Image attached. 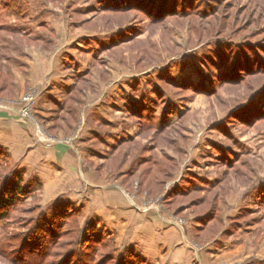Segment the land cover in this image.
Segmentation results:
<instances>
[{"label":"rangeland","instance_id":"374dc122","mask_svg":"<svg viewBox=\"0 0 264 264\" xmlns=\"http://www.w3.org/2000/svg\"><path fill=\"white\" fill-rule=\"evenodd\" d=\"M183 1L0 0V264H264V0Z\"/></svg>","mask_w":264,"mask_h":264},{"label":"trees","instance_id":"16d2710c","mask_svg":"<svg viewBox=\"0 0 264 264\" xmlns=\"http://www.w3.org/2000/svg\"><path fill=\"white\" fill-rule=\"evenodd\" d=\"M100 4L102 8L103 7L112 8L113 10L126 9L125 7L133 8L134 6L142 5L143 6L142 8L148 11V14H153L157 12L158 14L160 13V15L166 12L176 13L177 9L179 8L178 7L179 2H175V4H173L172 6L173 8L167 10L169 4L168 3L165 4L163 0H100ZM171 14L173 13H170L163 17H169V15ZM3 153L4 152L0 150V159L2 155L4 156ZM20 193L21 192L18 189H16L14 186H9L8 188L4 189L3 192L0 191V220L5 216L4 211H9L11 208H13L14 204H16L17 201H19L18 198H20L19 197ZM45 252L48 253L46 250ZM46 255L47 254H45V256ZM122 257L123 259L120 258L117 264H135L133 261L139 260V258L134 254L132 250L125 252L122 255Z\"/></svg>","mask_w":264,"mask_h":264},{"label":"crops","instance_id":"0c3cea01","mask_svg":"<svg viewBox=\"0 0 264 264\" xmlns=\"http://www.w3.org/2000/svg\"><path fill=\"white\" fill-rule=\"evenodd\" d=\"M43 98H47V99H51V100H54V98H56V96H54V94L53 93H51V92H45L44 94H43V96H42ZM54 102V101H53ZM55 103H56V101H55ZM6 120V121H5ZM4 121L6 122V123H2V124H0V146H2V147H4L5 149H7V151L8 152H10L11 154H13V155H15V154H17V152L20 154V151H21V146H22V142L20 143H18L17 144V142H18V140H14V139H10L9 140V144L7 143L8 142V140L7 139H9V137L12 135V134H14L15 133V129L17 128V126L15 125V123H14V121H12V120H8V119H5ZM14 131V132H13ZM19 131V130H18ZM10 132H12L11 134H10ZM7 135V136H6ZM17 146L19 147L20 146V148H18L17 149ZM27 160V159H26ZM25 160V162H29V161H26ZM56 162L55 163H60V160L58 161V160H55ZM51 162V161H50ZM217 242L218 243H220V244H223L222 246V248L224 249V242H221V241H215V242H213L214 244H217ZM212 248H210V250H211ZM188 250H189V245L188 244H184L183 246H182V248L179 250V254H181V255H185V254H187V252H188ZM226 250H224V251H219L218 253H216V252H214V251H212V252H210V254H211V256H218V255H222V253L224 254H228L227 252H225ZM188 255H189V258H190V252H188ZM213 256V257H214ZM214 257V258H215ZM211 259H213V258H211ZM189 261V262H188ZM187 262L186 261H183V260H181V262H180V264H190V260H188ZM209 262V261H208ZM198 264H210V263H206V262H202V261H198Z\"/></svg>","mask_w":264,"mask_h":264},{"label":"built area","instance_id":"2783aa9c","mask_svg":"<svg viewBox=\"0 0 264 264\" xmlns=\"http://www.w3.org/2000/svg\"><path fill=\"white\" fill-rule=\"evenodd\" d=\"M24 102H26L27 103V106L28 105H30L31 103H32V98H31V96H28V97H26V99L24 100ZM32 105H33V103H32ZM27 108V107H26ZM25 108V109H26ZM26 110H24L23 112H25Z\"/></svg>","mask_w":264,"mask_h":264}]
</instances>
